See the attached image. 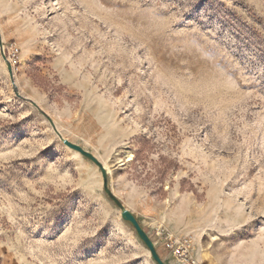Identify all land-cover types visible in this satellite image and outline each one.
I'll return each mask as SVG.
<instances>
[{
	"label": "rangeland",
	"instance_id": "1",
	"mask_svg": "<svg viewBox=\"0 0 264 264\" xmlns=\"http://www.w3.org/2000/svg\"><path fill=\"white\" fill-rule=\"evenodd\" d=\"M159 230L264 264V0H0V264H178Z\"/></svg>",
	"mask_w": 264,
	"mask_h": 264
},
{
	"label": "built area",
	"instance_id": "2",
	"mask_svg": "<svg viewBox=\"0 0 264 264\" xmlns=\"http://www.w3.org/2000/svg\"><path fill=\"white\" fill-rule=\"evenodd\" d=\"M9 59L13 66L18 64L20 51L16 45H11L8 49ZM166 249L174 254L178 264H198L197 260L192 256V239L190 237L174 238L163 230L158 231Z\"/></svg>",
	"mask_w": 264,
	"mask_h": 264
},
{
	"label": "bare ground",
	"instance_id": "3",
	"mask_svg": "<svg viewBox=\"0 0 264 264\" xmlns=\"http://www.w3.org/2000/svg\"><path fill=\"white\" fill-rule=\"evenodd\" d=\"M132 159H133V155L130 154V155H129V160L131 161Z\"/></svg>",
	"mask_w": 264,
	"mask_h": 264
}]
</instances>
